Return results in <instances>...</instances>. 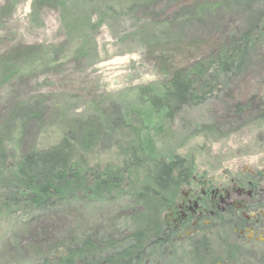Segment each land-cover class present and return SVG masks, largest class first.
<instances>
[{"label": "rangeland", "instance_id": "obj_1", "mask_svg": "<svg viewBox=\"0 0 264 264\" xmlns=\"http://www.w3.org/2000/svg\"><path fill=\"white\" fill-rule=\"evenodd\" d=\"M109 1L0 0V143L4 153L0 160V264H41L52 251L61 253L59 244L68 238L96 231L104 234L111 228L113 233L122 231L127 221L125 197L113 196L107 204L77 201L31 210L22 204L21 191L8 186L25 155L53 146L75 122L93 118L99 122L102 115H113V135H117L124 133L122 116L133 121L139 113L147 125L141 134L145 149L167 160H180L190 181L192 177L220 180L264 168L262 114L232 119L231 114L222 113L220 99L177 110L172 123H160L157 115L149 118L146 109L139 111L135 89L158 91L165 77L146 59L133 35L137 21L113 18ZM161 8L158 5L155 14L146 18H164ZM88 14V31L83 35L89 40L69 39L65 23L84 19L86 24ZM247 17L222 14L215 22L189 25L184 31L192 36L207 28L219 34L240 27ZM253 63L257 73L247 76L236 89L241 103L253 97L264 100V44ZM8 65L18 67L15 73H5ZM213 123L219 124L215 132L203 128ZM120 159L118 152L103 149L89 154L86 163L102 169ZM137 177L129 185L143 181L142 175ZM219 244L224 254L225 246L217 239L208 243L210 252L220 255ZM185 252L184 248L179 252L182 259L166 255L155 264H194ZM219 257L224 263L225 257ZM253 257L241 256L237 262L259 264Z\"/></svg>", "mask_w": 264, "mask_h": 264}, {"label": "trees", "instance_id": "obj_2", "mask_svg": "<svg viewBox=\"0 0 264 264\" xmlns=\"http://www.w3.org/2000/svg\"><path fill=\"white\" fill-rule=\"evenodd\" d=\"M109 4L116 20L137 21L133 35L146 59L165 77L158 91L135 89L139 111L146 109L149 118L157 115L160 123H172L177 110L220 99L222 113L231 114L232 119L246 114L264 117L262 98L241 103L236 94L245 78L257 73L253 59L264 44V0H110ZM158 5L165 17L146 18L155 14ZM230 13L248 17L240 27L219 34L207 28L203 34L192 36L184 31L189 25H207ZM140 14L144 19L138 20ZM89 18V14L88 20L85 16L86 24L84 19L65 23L66 36L83 38V42L88 39L83 31H88ZM17 68L8 65L5 73H15ZM102 117L99 122L94 118L75 122L53 146L25 155L8 186L21 191L22 204L31 210L77 201L107 204L113 196L125 197L127 221L122 231L113 233L111 228L104 234L96 231L83 238H68L59 244L61 253L52 251L41 264H155L171 249L170 240L162 238L160 216L186 181L188 171L180 160H167L145 149L141 134L147 125L139 113L133 121L122 116L124 133L117 135H113V115ZM218 126L213 123L203 128L215 132ZM103 149L118 152V164L89 167L86 157ZM3 155L0 143V160ZM139 175L143 181L129 185V180ZM196 244L188 245L185 253L189 258L194 254L201 264L207 255L211 257V249L207 240ZM217 262L222 259L214 255L213 264Z\"/></svg>", "mask_w": 264, "mask_h": 264}, {"label": "flooded vegetation", "instance_id": "obj_3", "mask_svg": "<svg viewBox=\"0 0 264 264\" xmlns=\"http://www.w3.org/2000/svg\"><path fill=\"white\" fill-rule=\"evenodd\" d=\"M191 179L161 212L162 238L171 242L167 256L182 259L179 252L191 243L217 239L225 246L222 254L219 244L218 257L225 259L216 264H238L241 256L264 263V168L220 180ZM214 255L201 264H213ZM189 260L199 262L194 254Z\"/></svg>", "mask_w": 264, "mask_h": 264}]
</instances>
